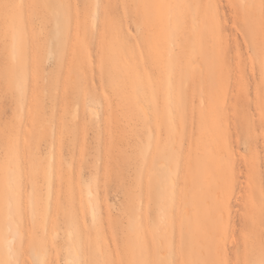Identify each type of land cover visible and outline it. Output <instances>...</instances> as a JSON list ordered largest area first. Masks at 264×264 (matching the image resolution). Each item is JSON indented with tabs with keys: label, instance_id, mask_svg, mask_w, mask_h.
<instances>
[{
	"label": "rangeland",
	"instance_id": "rangeland-1",
	"mask_svg": "<svg viewBox=\"0 0 264 264\" xmlns=\"http://www.w3.org/2000/svg\"><path fill=\"white\" fill-rule=\"evenodd\" d=\"M263 59L264 0H0V264L264 256Z\"/></svg>",
	"mask_w": 264,
	"mask_h": 264
},
{
	"label": "bare ground",
	"instance_id": "bare-ground-1",
	"mask_svg": "<svg viewBox=\"0 0 264 264\" xmlns=\"http://www.w3.org/2000/svg\"><path fill=\"white\" fill-rule=\"evenodd\" d=\"M196 8L193 6L192 7V12L193 13H196ZM249 12L250 11V9H247V8H245V13L246 12ZM197 14H195V16H196ZM197 18L198 19H200L198 16H197ZM143 20V19H142ZM242 21V20H241ZM143 23V22H142ZM248 23V22H247ZM259 29H260V26L259 25H251L250 26V28H249V31L251 32V33H254L255 35H257V37H258V34L260 33L259 32ZM251 38V37H250ZM201 43L200 44H198L197 43V41H195L193 38H189V37H187V36H182L181 37V49H182V51L184 52V55L182 56V57H180V59H185L186 61H190L191 60V55L192 54H197V53H199V52H201V50L203 49V47H204V45L205 44H207V43H209V40L206 38V37H202L201 38ZM186 50H189V53L187 54L186 53ZM259 53V52H258ZM256 54V53H255ZM261 54H263V53H261ZM260 55V54H259ZM259 67H261V69L262 68H264V59H263V61H261L260 63H259ZM183 80H185V81H187V80H189V81H191L192 82V80L190 79V75L189 74H187L186 73V75H184V78H183ZM137 98L138 99H141L140 98V94L142 93V91H140V90H138L137 89ZM95 111V110H94ZM173 166H171V168H172ZM168 168H170V167H168ZM158 169H156L155 171H157ZM171 170V169H170ZM157 172H159V171H157ZM155 174V173H154ZM157 174V173H156ZM160 179H161V177H160V175H156V177H155V180H157L158 182L160 181ZM172 192H174V191H171V195H172V197L171 198H169L170 196H165V199H167V198H169L170 199V201H171V199L173 198V202H171L170 203V205H172V206H170V208L168 209V210H171V208L172 207H177V206H179V205H177V206H174L175 204L174 203H179V200H178V198L180 197H176L175 198V196H174V193H172ZM179 193V192H178ZM178 193L176 194V196H178ZM168 195H169V193H167ZM167 197V198H166ZM175 199V200H174ZM180 199H181V197H180ZM165 200H163V202H164ZM170 201H168V202H170ZM175 201V202H174ZM178 201V202H177ZM168 202L166 203V202H164V204L166 203V205H168ZM162 205H163V203L161 204V208H162ZM168 208V207H167ZM187 209V208H186ZM163 210H165L164 208L162 209V211H161V213L163 212ZM173 210V209H172ZM172 210H171V212H172ZM185 210V209H184ZM187 211V210H186ZM185 211V215L187 214V212ZM165 212V211H164ZM163 212V213H164ZM170 212V213H171ZM163 213H162V216H161V220H160V223H161V221H163V219H164V215H163ZM164 216V217H163ZM163 223H164V221H163ZM172 225V224H171ZM174 225V224H173ZM14 241V237L13 236H9V237H7L6 239H5V253H6V256L7 257H9V256H11L12 257V252H11V250H12V242ZM161 259L164 261V262H167L166 260H167V257H166V254H162L161 255ZM257 259V260H256ZM254 260H256V261H254ZM262 260H264V256H261V255H258V256H254V257H251L250 258V262L252 263V264H261V261Z\"/></svg>",
	"mask_w": 264,
	"mask_h": 264
},
{
	"label": "snow or ice",
	"instance_id": "snow-or-ice-1",
	"mask_svg": "<svg viewBox=\"0 0 264 264\" xmlns=\"http://www.w3.org/2000/svg\"><path fill=\"white\" fill-rule=\"evenodd\" d=\"M10 264H22V262L19 261V260H13V261L10 262ZM261 264H264V260L261 261Z\"/></svg>",
	"mask_w": 264,
	"mask_h": 264
}]
</instances>
